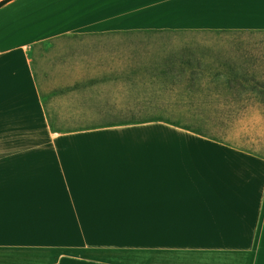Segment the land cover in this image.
Segmentation results:
<instances>
[{
	"label": "crops",
	"instance_id": "obj_1",
	"mask_svg": "<svg viewBox=\"0 0 264 264\" xmlns=\"http://www.w3.org/2000/svg\"><path fill=\"white\" fill-rule=\"evenodd\" d=\"M148 30H264V0L0 7V264H264V153L160 121L106 133L51 116L90 105L58 110L37 77H117L90 39Z\"/></svg>",
	"mask_w": 264,
	"mask_h": 264
},
{
	"label": "rangeland",
	"instance_id": "obj_2",
	"mask_svg": "<svg viewBox=\"0 0 264 264\" xmlns=\"http://www.w3.org/2000/svg\"><path fill=\"white\" fill-rule=\"evenodd\" d=\"M245 31H139L98 37L90 40L107 44L100 54L121 61L115 67L117 77L37 78L42 86L46 82L54 87L50 92L58 110L72 100L90 105L89 113L51 115L62 127L160 118L264 153V97L239 81L264 83V30ZM183 60L203 62L184 68L178 76ZM170 66L172 74L162 72ZM158 127L162 135L173 136L171 128ZM130 129L138 134L156 127L130 124L107 128L106 133ZM0 218L5 219V209L0 210ZM4 228L0 224V237Z\"/></svg>",
	"mask_w": 264,
	"mask_h": 264
},
{
	"label": "trees",
	"instance_id": "obj_3",
	"mask_svg": "<svg viewBox=\"0 0 264 264\" xmlns=\"http://www.w3.org/2000/svg\"><path fill=\"white\" fill-rule=\"evenodd\" d=\"M2 5H0L1 7ZM164 32V30H148L146 32ZM211 32V31H210ZM217 33L219 32H226L228 34H239V33H244L246 31H215ZM254 31H248L247 33H253ZM262 33H264V31H262ZM202 60H198L196 63H193L191 61H188V60H183V62L180 63V66L178 67L177 69V72H176V75L178 74L179 75H182L184 74V68H195L193 66H196V64H202ZM169 69H167L166 71H162V72H167V73H171L174 69L173 67H168ZM229 68V66H228ZM228 72V71H227ZM172 74V73H171ZM232 79L234 77H231ZM192 80V79H191ZM235 80V79H234ZM241 83H242V86L245 87V89H248V90H251L253 92H256L260 95H262L264 97V83H259L255 80H250V79H245V78H241L239 80ZM156 121H160V122H165V123H169L175 127H178V128H181V129H184V130H187L189 132H192V133H195V134H198L200 136H204V137H210L207 133L203 132L202 130L200 129H197V128H193V127H190L188 125H182V124H179V123H170L168 121H165L163 119H160V118H148V119H132L130 121H119V122H116V123H106L104 125H102L101 127H113V126H124V125H132V124H143V123H147V122H156Z\"/></svg>",
	"mask_w": 264,
	"mask_h": 264
},
{
	"label": "built area",
	"instance_id": "obj_4",
	"mask_svg": "<svg viewBox=\"0 0 264 264\" xmlns=\"http://www.w3.org/2000/svg\"><path fill=\"white\" fill-rule=\"evenodd\" d=\"M9 1H12V0H0V5H3L5 3H8Z\"/></svg>",
	"mask_w": 264,
	"mask_h": 264
}]
</instances>
